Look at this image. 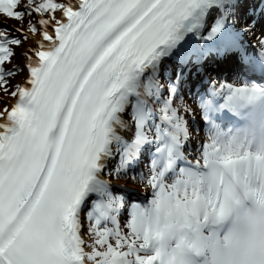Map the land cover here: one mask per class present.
I'll use <instances>...</instances> for the list:
<instances>
[{
    "label": "snow or ice",
    "instance_id": "snow-or-ice-1",
    "mask_svg": "<svg viewBox=\"0 0 264 264\" xmlns=\"http://www.w3.org/2000/svg\"><path fill=\"white\" fill-rule=\"evenodd\" d=\"M0 14V264H264V158L222 163L235 147L222 123L245 112V139L264 146V86L218 81L193 107L137 81L173 49L264 71V0H0ZM197 116L213 141L189 153ZM98 174L152 198H104L113 223L85 228Z\"/></svg>",
    "mask_w": 264,
    "mask_h": 264
},
{
    "label": "bare ground",
    "instance_id": "bare-ground-1",
    "mask_svg": "<svg viewBox=\"0 0 264 264\" xmlns=\"http://www.w3.org/2000/svg\"><path fill=\"white\" fill-rule=\"evenodd\" d=\"M167 53H168V52H167ZM167 53H166V54H167ZM166 54H164V55H166ZM164 55L161 56L160 58H158L156 61H154L152 65H149V66L145 69L146 71L144 70V71L142 72L143 74H141L140 77H139L138 80H137L138 83H139L141 86L143 85L144 82H146V81L148 80L149 77L154 78V75L157 73V70H158V65L161 63L162 59L164 58ZM222 63H227V60H226V62H222ZM132 95H136V94H132ZM125 115H127V113H125ZM105 178H106V177L102 176L101 174H98V175H97V179L100 180L102 183H104L105 188H107V187H108V184H107V182L105 181ZM95 182H96V181H95ZM96 185H97V183H96ZM97 186H98V185H97ZM105 188H104V189H105ZM134 193H135V192H134ZM135 194H137V192H136ZM81 221L83 222L85 228H87V226H88V218H87V217H86L85 219L82 218Z\"/></svg>",
    "mask_w": 264,
    "mask_h": 264
},
{
    "label": "rangeland",
    "instance_id": "rangeland-1",
    "mask_svg": "<svg viewBox=\"0 0 264 264\" xmlns=\"http://www.w3.org/2000/svg\"><path fill=\"white\" fill-rule=\"evenodd\" d=\"M114 182H116V181H113L112 182V184L114 183ZM131 181H126V180H122V181H118L117 183H119V185H122V186H126V187H128V188H130V189H134L135 191H141V192H143V190H147V187H141V186H139V185H134V183H130ZM148 188H150L149 186H148Z\"/></svg>",
    "mask_w": 264,
    "mask_h": 264
}]
</instances>
